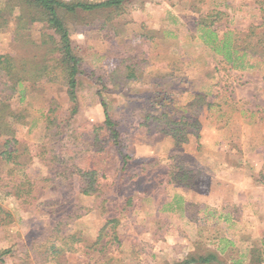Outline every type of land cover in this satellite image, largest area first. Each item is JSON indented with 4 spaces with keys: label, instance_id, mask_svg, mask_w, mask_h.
Listing matches in <instances>:
<instances>
[{
    "label": "rangeland",
    "instance_id": "374dc122",
    "mask_svg": "<svg viewBox=\"0 0 264 264\" xmlns=\"http://www.w3.org/2000/svg\"><path fill=\"white\" fill-rule=\"evenodd\" d=\"M201 1L196 13L193 11L200 21H214L212 26L219 35L226 29H240L244 44L262 39L261 51L264 26L251 36L248 28L264 22V0H230L231 11L226 12L212 9L211 0ZM215 4L219 7L221 0ZM104 15L82 12L67 20L75 53L87 71L103 75L109 70V59L135 54L143 61V75L112 92L101 91L99 84L84 75L78 77L77 123L102 122L100 102L104 101L117 123L122 154L112 147L99 153L81 148L77 161L104 175L100 196L59 189L40 198L73 201L87 208L65 229L81 237L83 253L78 254L80 258L63 253L59 259L73 264L80 260L87 264L94 260L102 264H174L184 254L224 247L219 253L224 261L246 262L250 249L260 246L264 237L262 222L257 226L264 217V51L262 61L248 58L254 66L235 70L204 44L190 11L185 18L190 31L181 30L176 40L161 34L138 39L149 30L131 26L130 7L111 22L106 23ZM13 24L10 21L0 28V53L10 49ZM41 26L32 24L31 37L38 38ZM160 94L163 106L155 105ZM50 99L65 111L69 107L65 88L58 84H47L25 99L11 101L21 115L17 129L24 141L40 144L44 140L43 113ZM38 150L33 148L24 170L32 178L47 173L45 163L35 154ZM123 154L128 156L126 172L122 170ZM149 161L144 174L126 183ZM0 166L2 170L9 167ZM179 168L191 171L192 187L167 184L168 171ZM157 175L160 177L154 178ZM9 177L0 183H7ZM60 183L64 185L61 180L55 185ZM4 191L0 188V205L12 221L0 227V252L10 250L3 256V264H41L35 255L42 247L35 241L31 246V242L39 238L41 230L53 226V219L47 210L24 207ZM124 193L132 200L121 211ZM225 215L228 221H223ZM111 217L119 220L112 229L118 240H111L97 253L91 244L101 228L103 233L110 232L104 225ZM105 239L102 236L96 248Z\"/></svg>",
    "mask_w": 264,
    "mask_h": 264
},
{
    "label": "trees",
    "instance_id": "16d2710c",
    "mask_svg": "<svg viewBox=\"0 0 264 264\" xmlns=\"http://www.w3.org/2000/svg\"><path fill=\"white\" fill-rule=\"evenodd\" d=\"M131 4L129 0H0V28L7 27L10 21L14 22L10 49L8 52L0 53V165L3 163L9 166L0 169V180L10 176L7 183H0V188L5 190L6 195L19 199L24 207L47 210L53 219V226L41 230L39 238L31 242V246L35 241L42 247L35 255L41 264H73L63 263L59 259V255L63 253L80 258L78 256L84 249L81 237L74 232H66L65 229L70 222L83 215L80 213L81 210L87 211V208L73 201L70 203L58 200L40 201V198L59 189L73 192L74 195L100 196L103 192L101 177L104 175L95 167L77 161L80 158V150L84 148L87 152L99 153L106 151L107 147L115 148L118 152L121 149L117 123L109 114L104 101L100 102L104 113L102 122L77 123L78 77L84 75L99 84L101 91L112 92L116 88H124L130 81L139 79L144 69L143 61H139L135 54H129L116 61L109 59V70L104 75L93 70L87 71L82 58L75 53L67 20L75 19L82 12L104 13V20L107 23L121 15ZM262 11L264 12L263 9ZM214 13L221 12L213 11L212 14ZM206 17H209V14ZM198 21L196 27L202 31L204 44L215 56L220 57V61L232 69L244 71L254 66L249 63L248 58H256L255 62L263 60L264 46L261 47V51L259 50V43H263L262 39L256 38L244 44L240 29H226L219 35L218 30L212 26L214 21L210 24L200 19ZM35 22L42 25L38 38H33L30 34V28ZM262 26L264 22L250 26L248 35H254L255 29ZM101 28L103 29L104 25L99 27ZM106 35L104 33V37L108 38ZM142 36L144 35L137 38L140 39ZM47 84H58L65 88L69 107L65 111L58 101L50 99L43 113L44 140L40 144L26 142L18 134L17 123L21 115L16 112L11 101L15 97L25 99L26 95L37 92ZM161 96L162 94L157 98L155 105L165 104ZM71 141L78 142L80 146L74 145ZM34 147L39 148L35 154L47 168V173L41 178H32L24 173L29 157L34 154L32 153ZM127 158L128 156L123 154L122 170L125 172L128 170ZM145 164L140 165V173L131 175L126 183L144 174L150 161ZM190 174L191 171L182 168L177 171L170 170L167 184L192 187L194 181ZM59 180L64 182V185L63 183H60L59 187L55 185ZM124 197L125 205L121 211H125L132 200L130 194L124 193ZM228 220L225 215L223 221ZM11 221L10 213L0 205V227ZM105 221L104 226H109L111 230L103 233L101 228L99 235L91 244L94 250L97 249V253H101L111 240H118L116 232L112 229L117 226L119 220L111 217ZM102 236L106 239L99 248H96ZM260 243L264 245V237ZM261 244L250 249L246 262L239 259L232 262L224 261L219 255L224 252V247H221L217 251L208 249L204 253L184 254L174 264H264V248ZM9 251L4 249L0 252V264L4 263L3 256ZM74 264L87 263L80 260ZM92 264L102 263L94 260Z\"/></svg>",
    "mask_w": 264,
    "mask_h": 264
},
{
    "label": "crops",
    "instance_id": "0c3cea01",
    "mask_svg": "<svg viewBox=\"0 0 264 264\" xmlns=\"http://www.w3.org/2000/svg\"><path fill=\"white\" fill-rule=\"evenodd\" d=\"M229 1L221 0L220 6L216 7V0H211L212 9L231 11ZM202 2L201 0H134L130 6L133 14L130 23L136 30L141 28L149 30L150 35L148 33L141 34L147 37L146 40L153 39V34H161L163 38L176 40L175 37L181 30H185L184 32L187 33L190 31L191 27L185 22L188 11H190L191 19H194L192 22L197 25L199 16L195 14L196 8H199V4ZM209 2L210 0H207V3ZM260 222L264 227V217L261 218L257 226Z\"/></svg>",
    "mask_w": 264,
    "mask_h": 264
}]
</instances>
